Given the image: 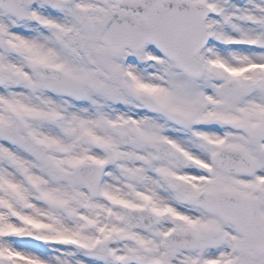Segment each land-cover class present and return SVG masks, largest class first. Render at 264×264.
Instances as JSON below:
<instances>
[{"label": "snow or ice", "instance_id": "snow-or-ice-1", "mask_svg": "<svg viewBox=\"0 0 264 264\" xmlns=\"http://www.w3.org/2000/svg\"><path fill=\"white\" fill-rule=\"evenodd\" d=\"M0 264H264V0H0Z\"/></svg>", "mask_w": 264, "mask_h": 264}]
</instances>
